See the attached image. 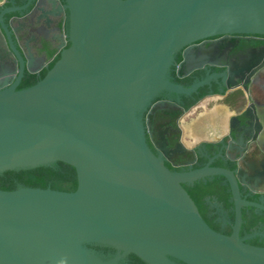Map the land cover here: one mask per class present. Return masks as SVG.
I'll return each instance as SVG.
<instances>
[{"label":"water","instance_id":"obj_1","mask_svg":"<svg viewBox=\"0 0 264 264\" xmlns=\"http://www.w3.org/2000/svg\"><path fill=\"white\" fill-rule=\"evenodd\" d=\"M68 40L35 84L0 89V173L63 162L74 191L0 189V264H264V247L212 229L183 187L210 174L167 168L146 142L141 113L175 54L212 35H264V0H65ZM8 33V32H7ZM99 245L119 253L105 258Z\"/></svg>","mask_w":264,"mask_h":264},{"label":"flooded vegetation","instance_id":"obj_2","mask_svg":"<svg viewBox=\"0 0 264 264\" xmlns=\"http://www.w3.org/2000/svg\"><path fill=\"white\" fill-rule=\"evenodd\" d=\"M65 0H0V89L41 80L69 47ZM8 32V33H7ZM163 90L140 117L146 142L172 171L203 168L239 175L240 198L262 206L236 207L230 182L210 174L183 187L215 231L264 247V35L223 33L183 46ZM111 258L116 249L90 245ZM119 264H146L133 254Z\"/></svg>","mask_w":264,"mask_h":264},{"label":"trees","instance_id":"obj_3","mask_svg":"<svg viewBox=\"0 0 264 264\" xmlns=\"http://www.w3.org/2000/svg\"><path fill=\"white\" fill-rule=\"evenodd\" d=\"M18 185L74 191L77 186L76 172L66 163L54 162L46 166L0 173V189L13 190Z\"/></svg>","mask_w":264,"mask_h":264}]
</instances>
